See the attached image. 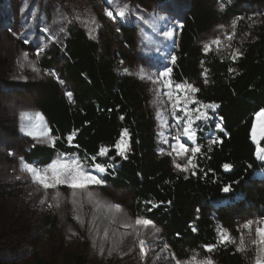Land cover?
Instances as JSON below:
<instances>
[{
  "label": "rangeland",
  "instance_id": "obj_1",
  "mask_svg": "<svg viewBox=\"0 0 264 264\" xmlns=\"http://www.w3.org/2000/svg\"><path fill=\"white\" fill-rule=\"evenodd\" d=\"M196 1L0 0V77L8 82L0 83V264H36L35 252L46 264H77L65 262L66 254L79 257L84 264H187L194 257L207 258L215 264V247L211 252L203 247L186 260L178 259L162 228L150 220L146 226L135 223L145 218L131 212L134 191L114 189L104 173L86 166L77 154L56 153L46 167L24 160L31 147H52L56 140L36 105L42 87L59 86L66 101L76 105L75 87L62 46L73 30L82 29L91 40L110 48L109 59L115 61L121 77L133 78L144 86L148 110L156 124L158 156L168 159L184 177L195 174L219 143L214 136L198 142L196 134L190 139L182 132L191 120V130L196 133L195 123L202 117L197 91L176 88L178 84H190L198 89L197 85L176 81L173 75L180 30ZM202 5L221 15L197 38V45L206 55L233 60L245 44L256 40L258 28L264 27V0H208ZM215 40L220 43H213ZM205 45L210 47L206 49ZM204 79H208L206 73ZM68 92L72 93L71 99ZM169 92L173 94L171 100ZM177 97L179 105L174 109ZM24 113L31 118H23ZM260 123L256 119L254 126L259 128ZM181 144L188 148L183 157L176 152ZM255 145L262 148L260 143ZM197 147L200 151L194 152ZM73 160L103 183L90 184L87 189L60 184L46 190L34 183L32 173L27 171L35 168L43 172L57 161ZM177 164L186 166L187 171L177 168ZM114 205H119L121 211L117 212ZM250 206L248 216L231 227L220 220L217 230L219 238L221 233L231 238L219 246L231 244L248 263L256 264L257 255L264 259V246L253 243L258 240L256 229L264 228V205ZM49 211L59 217L53 239L45 235L43 227V218ZM69 218L85 233L86 240L71 227ZM246 224L251 228H245Z\"/></svg>",
  "mask_w": 264,
  "mask_h": 264
},
{
  "label": "trees",
  "instance_id": "obj_2",
  "mask_svg": "<svg viewBox=\"0 0 264 264\" xmlns=\"http://www.w3.org/2000/svg\"><path fill=\"white\" fill-rule=\"evenodd\" d=\"M206 1H196L180 30L173 66L176 81H192L198 87L196 100L202 117L195 123L196 140L210 136L219 140L195 174L184 177L168 159L158 156L156 124L144 86L121 77L115 61L109 59L110 48L91 40L82 29L73 30L62 46L76 105L66 101L59 86L42 87L36 105L56 140L52 147H31L24 160L46 167L56 153H75L86 166L102 164L107 169L104 177L114 189L134 191L132 214L162 228L178 259L186 260L192 252L214 244L215 264H250L233 245L219 246L217 222L223 220L231 227L250 214L251 204L264 205V164L257 158L251 136L257 114L264 111V27L258 28L256 40L245 44L233 60L206 55L197 38L221 18L202 5ZM0 83L8 84L3 77ZM125 130L127 150L121 156L116 144ZM69 135H73L71 141ZM260 146L264 148V140ZM104 148L107 152L101 155ZM225 164L230 168L225 169ZM226 186H230L228 192L223 191ZM58 223L55 212L43 218L50 239ZM69 224L87 239L73 219L69 218ZM33 258L36 264H46L37 252ZM64 258L84 264L74 255Z\"/></svg>",
  "mask_w": 264,
  "mask_h": 264
},
{
  "label": "snow or ice",
  "instance_id": "obj_3",
  "mask_svg": "<svg viewBox=\"0 0 264 264\" xmlns=\"http://www.w3.org/2000/svg\"><path fill=\"white\" fill-rule=\"evenodd\" d=\"M108 15L111 17L112 16V12H109ZM120 15L123 16L124 12L121 11ZM234 26V25H233ZM169 35H171V33H169ZM229 39H231V37H229ZM213 43L215 44H219V40H215L213 41ZM208 47H210L209 45H205V48L207 49ZM125 71H127V69H125ZM171 70L169 69L168 72H170ZM168 72H165L164 75H168ZM167 86L169 88L172 87L171 83H168ZM176 88L179 90H190L192 92H196L198 91V89H196L195 87H193L192 85H185V84H178L176 85ZM67 96L69 97V99H71L72 97V93L68 92ZM169 99H172V92L168 93ZM179 97H177L174 101H173V108H177L179 105ZM206 107H212V108H216L218 107V105H206ZM197 111H199L197 109ZM22 117L25 119H29L31 117H29V115L27 113L22 114ZM123 118V117H121ZM199 118V117H198ZM205 119H207V117H204ZM256 119L258 121H261L259 128H257L256 126H253L252 131H251V136H252V140L259 144L261 140H264V111H261L260 113L257 114ZM191 120L188 121L187 126H185L182 130L183 134L188 136L190 139L192 137H194L195 133L191 130ZM74 135V134H73ZM73 135H69L68 136V140L71 141L73 139ZM128 136V132L127 130L124 131L123 136L121 137V140L116 144V148L118 149V154L121 156H124L126 150H127V143L124 139V137ZM215 141H213L214 143ZM200 149L199 147H197L196 149H194V152H199ZM107 149H101L100 154L104 155L106 154ZM177 155L183 157L187 152H188V148H186L183 144H181L177 149H176ZM257 157L258 159H260L261 161H264V148H259L257 149ZM126 158V157H125ZM188 164L191 165L192 164V160L189 159L188 160ZM95 169L101 173H104L107 171V169L102 165V164H95L94 165ZM177 168H181V170L183 171H187V167L184 166L182 167L181 165L177 164L176 165ZM193 167H195L193 165ZM225 169L230 168V165L225 164L224 165ZM27 171L32 173L33 179H34V183H38L39 185H41L44 189H49V188H55L57 185L60 184H66V185H70L71 188L74 189H87L88 186L90 184L93 185H101L103 183V181L101 179H98L96 176L91 175L89 172L85 171L80 162L73 160L70 163H60L59 161H57L56 163H53L50 166V170H45L43 172L38 171L35 168H28ZM49 171L51 173V175H49ZM230 190V186H226L224 187L223 191L224 192H228ZM115 208V210L117 212L121 211V208L119 205H114L112 206ZM136 224L138 225H148L150 223L149 220H142V219H136L135 221ZM245 228H251V224H246L244 225ZM106 235V234H105ZM256 236L258 237V240H254L253 243L254 244H258L260 246H264V228H260L258 227L256 229ZM220 242H229L231 240L230 237H227L225 234L221 233L220 235ZM141 246H143V241H141ZM215 247L214 244H209L205 246V250L211 252L213 250V248ZM177 264H180L179 261H177ZM187 264H212L210 259L207 258H203V259H198V258H193L191 261H188ZM256 264H264V259H261L259 257V255H257V259H256Z\"/></svg>",
  "mask_w": 264,
  "mask_h": 264
}]
</instances>
